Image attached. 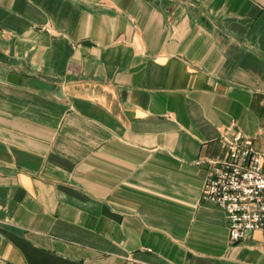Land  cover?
I'll return each instance as SVG.
<instances>
[{"label":"crops","instance_id":"obj_1","mask_svg":"<svg viewBox=\"0 0 264 264\" xmlns=\"http://www.w3.org/2000/svg\"><path fill=\"white\" fill-rule=\"evenodd\" d=\"M234 134L264 155V0H0V264H264L201 199Z\"/></svg>","mask_w":264,"mask_h":264},{"label":"built area","instance_id":"obj_2","mask_svg":"<svg viewBox=\"0 0 264 264\" xmlns=\"http://www.w3.org/2000/svg\"><path fill=\"white\" fill-rule=\"evenodd\" d=\"M223 143L224 157L208 162L201 199L222 210L228 241L235 244L254 230L264 236V155L239 134Z\"/></svg>","mask_w":264,"mask_h":264},{"label":"water","instance_id":"obj_3","mask_svg":"<svg viewBox=\"0 0 264 264\" xmlns=\"http://www.w3.org/2000/svg\"><path fill=\"white\" fill-rule=\"evenodd\" d=\"M31 86L36 87V88H44L45 87L42 83L38 82V80H33L31 82Z\"/></svg>","mask_w":264,"mask_h":264}]
</instances>
